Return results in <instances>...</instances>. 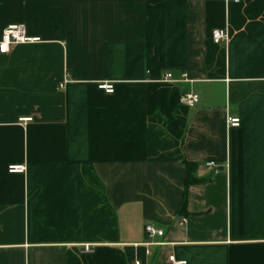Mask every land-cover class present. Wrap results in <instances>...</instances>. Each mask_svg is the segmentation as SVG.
<instances>
[{
	"label": "crops",
	"instance_id": "obj_1",
	"mask_svg": "<svg viewBox=\"0 0 264 264\" xmlns=\"http://www.w3.org/2000/svg\"><path fill=\"white\" fill-rule=\"evenodd\" d=\"M14 25L0 264H264V0H0Z\"/></svg>",
	"mask_w": 264,
	"mask_h": 264
},
{
	"label": "built area",
	"instance_id": "obj_2",
	"mask_svg": "<svg viewBox=\"0 0 264 264\" xmlns=\"http://www.w3.org/2000/svg\"><path fill=\"white\" fill-rule=\"evenodd\" d=\"M243 0H228V2L233 3L235 5H239ZM211 39L213 44L220 45L223 43H227L229 36L226 30H214L211 34ZM39 39L37 38H30L27 36L25 28L20 25H14L7 27L1 36L0 39V55H6L9 53L10 49L15 46L19 45H28V44H35L38 43ZM177 82H187V76L182 75L181 80L177 81L174 80L170 73H166L162 79V83L164 84H173ZM61 87V86H60ZM100 90L105 91L106 94L113 93V87L111 85L102 84L99 86ZM199 102L198 95L188 94L185 93L180 97V103L187 107H195ZM227 127L229 128H238L240 125V121L237 118H230L227 117L226 119ZM213 163H209L208 166H213ZM24 172L23 167H10L8 169V173L10 174H22ZM144 234L146 239L152 241L155 238H161L164 236L162 230L153 227L152 225H145L144 226ZM148 246H152L154 244H147ZM162 244H156L155 246H161ZM92 248L89 245L83 246L82 253L89 254L92 253ZM168 261L171 264H186V262L176 261L173 256L168 258ZM138 264V263H136Z\"/></svg>",
	"mask_w": 264,
	"mask_h": 264
},
{
	"label": "trees",
	"instance_id": "obj_3",
	"mask_svg": "<svg viewBox=\"0 0 264 264\" xmlns=\"http://www.w3.org/2000/svg\"><path fill=\"white\" fill-rule=\"evenodd\" d=\"M189 168L190 167H192L191 165H188V164H186ZM189 172V177H188V179L186 180V182H185V191H186V189H187V187H188V185L192 182L191 181V177H192V173H191V171L189 170L188 171ZM193 180V179H192ZM204 181H199V183H203ZM183 207H185V205H186V198H184V201H183Z\"/></svg>",
	"mask_w": 264,
	"mask_h": 264
},
{
	"label": "water",
	"instance_id": "obj_4",
	"mask_svg": "<svg viewBox=\"0 0 264 264\" xmlns=\"http://www.w3.org/2000/svg\"><path fill=\"white\" fill-rule=\"evenodd\" d=\"M217 172V171H216Z\"/></svg>",
	"mask_w": 264,
	"mask_h": 264
}]
</instances>
